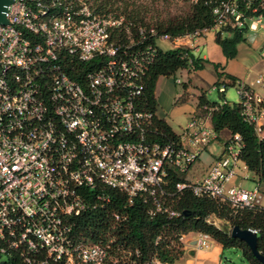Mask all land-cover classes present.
<instances>
[{
    "label": "built area",
    "instance_id": "1",
    "mask_svg": "<svg viewBox=\"0 0 264 264\" xmlns=\"http://www.w3.org/2000/svg\"><path fill=\"white\" fill-rule=\"evenodd\" d=\"M243 1L245 10L238 0L217 7L213 29H244L248 19L262 26L264 0ZM6 18L0 24V257L17 255L27 264H108L113 240L103 245L76 238L74 219L105 206V190L124 194L130 204L138 197L151 202V215L181 217L162 201L172 196L165 188L169 169L185 177L178 192L236 211L260 207L259 183L250 191L235 183L240 135L194 181L188 174L218 139L208 117L195 115L179 146L148 138L154 114L141 108V100L157 40L187 46L201 33L173 38L153 27L136 28L123 16L97 14L85 0H13ZM238 95L244 119L262 136L264 101L243 84ZM119 253L115 264L128 259L124 249ZM134 264L182 263L153 258Z\"/></svg>",
    "mask_w": 264,
    "mask_h": 264
},
{
    "label": "trees",
    "instance_id": "2",
    "mask_svg": "<svg viewBox=\"0 0 264 264\" xmlns=\"http://www.w3.org/2000/svg\"><path fill=\"white\" fill-rule=\"evenodd\" d=\"M88 5L99 15L123 16L134 27H147L142 19L135 13H115L119 10L113 0H85ZM229 0H194L190 10L169 24L154 27L161 34H169L178 38L196 32L203 33L213 29L216 25L215 9ZM245 10V2L238 0ZM116 8V9H114ZM264 14V12H263ZM128 15V16H126ZM246 29L234 28L231 25L222 28L217 34V42L221 46L227 60L237 57V47L245 42ZM230 34L224 38V34ZM186 53L188 55H186ZM189 59L192 60L194 70H201L205 62L195 58L191 50L178 49L164 52L159 49L157 59L152 65L147 78L141 108L154 114L153 129L148 132L150 140L173 141L177 146L181 144V137L173 131L169 124L160 119L158 113V100L156 97L157 83L160 78L175 77L184 69L189 68ZM217 70L215 86H236L238 79L232 75ZM226 79L227 82H222ZM186 87V86H185ZM224 96V93H222ZM198 115L208 117L210 125L217 134L228 132L231 138L240 135L242 149L240 160L254 175V180L261 184L264 182V136H260L256 126L248 123L242 115L240 104L231 105L228 102L210 103L203 93L198 98ZM158 132L155 135V130ZM168 184L166 190L171 197H164L162 201L172 210L182 214L179 218H170L168 213L151 215L154 209L151 202L143 198H136L129 203L127 197L119 192L105 190L110 196V201L105 206L93 207L81 216L74 219V235L91 243L106 245L113 240L110 248L111 258L108 264H115L113 260L120 257L119 249H124L127 258L124 262L116 264H134L156 258L164 262H180L186 254L183 238L189 234L205 235L221 244L223 248H239L249 264H261L255 258L249 247L239 239L231 237V230L238 226L243 230L251 229L259 234L258 250L264 255V209H244L236 211L229 204L207 198L195 197L191 191L178 192L176 184L185 181V177L173 169L168 170ZM175 194V195H174ZM93 203L101 204L94 198ZM115 213H122L127 218L124 222L114 219ZM184 213H188L185 215ZM216 221H222L225 227H219ZM140 256L137 257L136 252ZM2 263L0 257V264ZM3 264H27L21 257L15 255L9 262Z\"/></svg>",
    "mask_w": 264,
    "mask_h": 264
},
{
    "label": "rangeland",
    "instance_id": "3",
    "mask_svg": "<svg viewBox=\"0 0 264 264\" xmlns=\"http://www.w3.org/2000/svg\"><path fill=\"white\" fill-rule=\"evenodd\" d=\"M113 1L117 3L115 7L120 8L115 13L122 15L124 12L127 14L131 12L135 13L137 17L143 20L147 27L154 28L162 24H169L171 21L185 16L184 14L188 13L191 3L194 0ZM218 32L219 31L215 29L206 30L202 35L196 37L195 43L194 40L191 39L187 46L178 45L172 40H157V47L161 51L169 52L178 49H190L195 58H201L206 61L204 69L194 70L191 65L189 68L179 71L175 77H163L160 78L157 83V115L160 119L165 120L177 134L183 133L196 115L192 112V109L196 107L198 97L203 93L210 103L222 104L226 101L234 105L240 102L238 95L239 84H243V86L254 91L264 89V50H262L264 48V25L259 26L256 31L250 28L245 32L246 41L238 45L237 57L230 61L227 60L221 46L217 42ZM229 35L230 34L225 33L223 36L225 38L229 37ZM180 40L186 43L188 38L182 37ZM216 66L219 67L221 72L236 76L238 80H240L237 85L228 86L226 88L220 85L219 89L214 86V81L218 79ZM177 79L181 81V84L176 83ZM258 80H260V83H257ZM221 81L227 82L226 79H222ZM223 90L224 92H222ZM222 93H224V96ZM259 125L264 126V121H261ZM262 136H264V132ZM229 139L227 134H221L218 140L213 141L208 146V152L200 156V163L197 162L199 164L196 163L197 165L195 164L188 174V179L190 181H194L196 178L200 177L198 168H203L204 162H202V160L204 159V161H207L212 158V155L224 152ZM226 157L229 156L226 155ZM235 170L242 182V188L250 191L256 187L257 182L253 181V174L242 162H239ZM246 176H248L247 179H245ZM259 194L261 198L259 206L264 209V182L260 184ZM216 224L219 227L226 226L222 221H216ZM202 240L204 241L203 251L210 253L215 250L214 256L216 259H219L220 264H249L244 258L241 249H216V244L212 239L203 238ZM1 261L9 262V258L7 256H2Z\"/></svg>",
    "mask_w": 264,
    "mask_h": 264
},
{
    "label": "crops",
    "instance_id": "4",
    "mask_svg": "<svg viewBox=\"0 0 264 264\" xmlns=\"http://www.w3.org/2000/svg\"><path fill=\"white\" fill-rule=\"evenodd\" d=\"M249 3H252L254 4L255 2H257L258 0H247ZM264 25V24H263ZM262 25V26H263ZM261 26V25H260ZM252 29L253 31H256L258 28H259V25H256V23L251 20V19H248L246 21V31L248 29ZM264 47V46H263ZM264 50V48L262 49ZM230 61V60H228ZM229 75H232V74H229ZM234 76V75H232ZM236 77V76H234ZM237 78V77H236ZM238 79V78H237ZM238 82L240 80H237ZM217 82V79L214 81V84ZM215 86V85H214ZM216 88V87H215ZM257 96H259L263 101H264V89H261L260 91L256 90H252ZM259 92V94H258ZM156 97H157V100H158V95H157V91H156ZM199 98V97H198ZM198 102V101H197ZM226 102V101H224ZM198 103L196 104V107L193 108L192 112L195 113L196 115H198ZM183 133L181 134H178L179 136H181ZM223 134V135H228L229 138L231 139V136L229 135L228 132H222L220 134H218V139L220 138V135ZM217 139V140H218ZM229 139V140H230ZM205 152H208V150L206 149ZM204 152V153H205ZM204 153L202 155H204ZM223 153V152H222ZM221 152L216 154V155H212L210 159H208L207 161H204V159L202 160V162H204V166L203 168H198V173L200 174V177H203L204 175L207 174V172L209 171L212 163L216 160V158L218 156H220L222 154ZM200 160H198L199 162ZM201 162V163H202ZM200 163V162H199ZM197 163V164H199ZM206 163V164H205ZM196 164V165H197ZM248 176L245 177V179H247ZM197 179V178H196ZM253 181L256 182L254 180V175H253ZM235 183L237 184H241L242 185V182L240 180V178L237 176L236 179H235ZM183 243L185 245V248H186V254L185 256L180 260V263L182 264H220V261L219 259H216L214 254H215V250L208 253V252H205L203 251V247H204V241L202 239H200L199 235H194V234H189L187 236H185L183 238ZM214 243L216 244V249H220V248H223V246L217 242L214 241Z\"/></svg>",
    "mask_w": 264,
    "mask_h": 264
},
{
    "label": "water",
    "instance_id": "5",
    "mask_svg": "<svg viewBox=\"0 0 264 264\" xmlns=\"http://www.w3.org/2000/svg\"><path fill=\"white\" fill-rule=\"evenodd\" d=\"M12 3L13 0H0V24L5 25L8 23L6 14H7L8 6ZM184 214L187 215L188 213H184ZM231 237L239 239L240 241L244 242L249 247L255 258L258 259L261 264H264V255L260 253V251L258 250V239H259L258 232H255L254 230L251 229L243 230L240 227L235 226L231 230ZM3 263L4 262H2L1 264Z\"/></svg>",
    "mask_w": 264,
    "mask_h": 264
}]
</instances>
